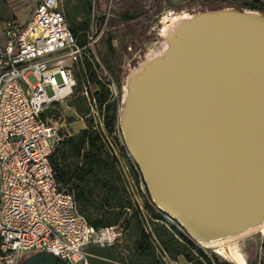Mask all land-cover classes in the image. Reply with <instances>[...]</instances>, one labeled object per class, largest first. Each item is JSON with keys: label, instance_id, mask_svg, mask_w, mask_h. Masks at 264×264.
Wrapping results in <instances>:
<instances>
[{"label": "water", "instance_id": "95a60500", "mask_svg": "<svg viewBox=\"0 0 264 264\" xmlns=\"http://www.w3.org/2000/svg\"><path fill=\"white\" fill-rule=\"evenodd\" d=\"M165 40L129 72L118 126L152 202L209 244L264 222V14L205 10Z\"/></svg>", "mask_w": 264, "mask_h": 264}, {"label": "built area", "instance_id": "2783aa9c", "mask_svg": "<svg viewBox=\"0 0 264 264\" xmlns=\"http://www.w3.org/2000/svg\"><path fill=\"white\" fill-rule=\"evenodd\" d=\"M108 17L97 25L92 10L82 46L68 28L62 0H38L25 23L5 22L0 41V264H17L38 251L67 264H90L89 245L106 247L120 240L117 226L92 227L73 193L56 181L50 157L62 139L61 124L53 114L42 115L73 94L75 64L97 59L95 43ZM105 86L116 93L112 78Z\"/></svg>", "mask_w": 264, "mask_h": 264}, {"label": "trees", "instance_id": "16d2710c", "mask_svg": "<svg viewBox=\"0 0 264 264\" xmlns=\"http://www.w3.org/2000/svg\"><path fill=\"white\" fill-rule=\"evenodd\" d=\"M163 1L165 0H111V6L116 23L133 33L141 27L143 21L160 11ZM184 2L190 4L194 0ZM244 5L264 12V3L257 0H245ZM8 6L9 0H0V23H4V26ZM214 6H227V1L217 2ZM232 6L238 10L243 8L237 0H234ZM62 11L76 44L84 45L90 25L91 1L65 0ZM108 48L112 50L110 43ZM104 63L110 68L107 59H104ZM75 67L76 86L68 105L79 116L85 117L89 113L90 101L83 93L84 87L86 83L95 82L99 92L92 98L98 111H101L104 104L108 111L111 110L104 125L108 131L112 130L118 126L120 105L116 107L115 101H107L109 90L97 80L93 66L87 59L78 62ZM53 112L54 109L49 108L42 115ZM50 163L60 186H71V190H67L73 193L79 212L92 227H119L118 223L122 220L121 229L132 238V246L125 257L121 256V252L112 253L110 246L89 245L86 252L90 264H163L159 255H165L172 261L181 256L191 264H232L220 260L215 254L208 256L190 238L185 237L174 223H167L163 211L154 208L147 201L144 205L149 211L148 217H142L135 211L127 215L126 210L131 204L125 200L124 183L105 149L101 132L90 123L77 133L62 137L50 157ZM262 259L264 260V241Z\"/></svg>", "mask_w": 264, "mask_h": 264}, {"label": "rangeland", "instance_id": "374dc122", "mask_svg": "<svg viewBox=\"0 0 264 264\" xmlns=\"http://www.w3.org/2000/svg\"><path fill=\"white\" fill-rule=\"evenodd\" d=\"M37 1L38 0H9L6 22L11 20L16 23H25L28 19L29 12H31ZM64 1L65 0H62V3ZM90 1L91 14L93 10L97 25L106 14H109V17L103 33L95 43L97 59L93 58V63L88 59L87 60L92 64L97 80L104 85L108 82L109 78L114 80L117 91L114 93L108 88L109 98L107 101H115L116 107H119V105L121 107L125 81L129 72L135 69L142 60L147 58L148 54L153 49L160 46L165 40L164 29L165 25L169 23V17L183 16L180 11H185L190 15H194L202 12V10L217 9L214 5L221 1H227V6L219 8H233L232 5L234 2V0H194V2L190 4H186L184 1L174 4L169 0H165L161 3L159 12L143 21L141 27L135 32L129 33L126 30V27L122 28L123 26L116 23V17L113 13L110 0ZM244 1L245 0H237V2L242 5V9L257 11L264 14V12L259 9L250 8L244 5ZM257 1L264 3V0ZM170 11H173V13H170ZM3 32L4 23H0V41H3L4 39ZM109 43L112 50L108 48ZM138 56H140V61L137 59ZM104 59L109 61L110 68L104 63ZM82 62H84V59ZM103 68L107 71V74H105ZM75 69L76 67H74V70ZM45 91L47 94H51V89L49 87H46ZM96 92H99V88L95 82L85 84L84 94H87L90 101L89 113L85 117L79 116L75 110L68 105V101L73 94L63 101L57 102L53 107H50L54 109V112L51 114H53L61 124V137L77 133L80 129L85 128L87 123H90L93 128H96L101 132L102 142L105 149L113 160L116 170L121 176L126 188L125 200L130 201L131 204L130 208L126 210L127 215L135 211L142 217H148L147 212L149 213V211L144 205L145 201L154 208H159L152 202L142 174L125 148L119 126L112 128L110 131L105 128L104 122L107 116L111 113V110L108 111L104 104L101 111H98L95 102H92L91 99ZM70 187L71 186H66L65 188L71 190ZM118 224L119 227H117L121 231L120 240L110 246V251L112 253L121 252V256L125 257L129 254V248L132 246V238L129 236L128 232L121 229L123 227V221L120 220ZM174 226L180 230L185 237L190 238L177 221H174ZM263 241L264 227L253 228L248 232L229 239L225 243V246H227L234 254H237L238 257L242 258L244 264H264V260L262 259ZM193 243L201 248L208 256L215 254L220 260H226L232 264H239L236 260L226 257L223 254V251L226 249L224 247H206L194 241ZM159 256L161 257L163 264H191L181 256L175 261L170 260L165 255Z\"/></svg>", "mask_w": 264, "mask_h": 264}, {"label": "bare ground", "instance_id": "6f19581e", "mask_svg": "<svg viewBox=\"0 0 264 264\" xmlns=\"http://www.w3.org/2000/svg\"><path fill=\"white\" fill-rule=\"evenodd\" d=\"M183 19V16L179 15V16H173V17H169L168 20H169V23L165 25V29H164V36H166L169 32L172 31V28L174 27V25L176 24V22H178L179 20ZM163 29V28H162ZM166 47V40H164L160 46L156 47L155 49H153L147 56V58L149 57H152V56H155V55H158V54H161L163 52V50L165 49ZM139 66V65H138ZM137 66V67H138ZM139 68V67H138ZM137 68V69H138ZM135 70V69H133ZM132 71V70H131ZM124 82V81H123ZM124 92H125V87H124ZM264 227V222L262 224H260L259 226L255 227V228H263ZM253 229V228H252ZM251 230V229H250ZM249 230L247 231H244L242 233H245V232H248ZM240 233V235L242 234ZM239 235V234H237ZM237 235H234V236H230V237H227V238H224V239H219V240H216L214 242H211L209 244H202L206 247H224L226 248L225 251H223V254L226 256V257H229V258H232L234 260H236L237 262H239V264H244V261L242 258L238 257L237 254H234L227 246H225V243L237 236Z\"/></svg>", "mask_w": 264, "mask_h": 264}, {"label": "crops", "instance_id": "0c3cea01", "mask_svg": "<svg viewBox=\"0 0 264 264\" xmlns=\"http://www.w3.org/2000/svg\"><path fill=\"white\" fill-rule=\"evenodd\" d=\"M171 3H181L182 1H184V0H169Z\"/></svg>", "mask_w": 264, "mask_h": 264}]
</instances>
